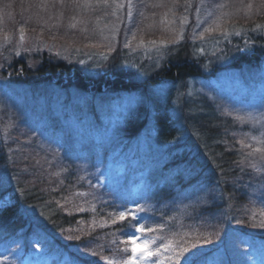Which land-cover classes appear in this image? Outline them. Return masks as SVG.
Listing matches in <instances>:
<instances>
[{
  "label": "trees",
  "instance_id": "1",
  "mask_svg": "<svg viewBox=\"0 0 264 264\" xmlns=\"http://www.w3.org/2000/svg\"><path fill=\"white\" fill-rule=\"evenodd\" d=\"M10 1L6 11H17L18 0ZM211 1L225 5L221 11L231 16L227 25H241L248 35L217 41L221 49L214 55L213 44L203 43L209 50L205 56L186 40L157 71L141 63L121 64L119 50L95 72L82 59L70 62L47 52L30 60L0 54L2 79L30 87L36 96L46 94V85L64 90L68 96L61 103L68 107L64 111L69 122L73 112L83 114L71 102L72 93L88 95L84 114L106 134L96 132L100 141L95 143L74 127L63 126L53 110H45L43 118L33 110L7 137L0 119V264H32L40 258L49 259V264L124 259L130 254L123 252L128 245L122 243L130 217L113 224L110 214L125 205L143 206L137 215L146 227L165 226L163 231L146 233L148 237L198 240L186 253H196V264L252 261V249L264 245V228L259 227L264 221L263 148L247 142L246 125L223 115L216 90L194 99L185 91L184 110L172 114L170 86L201 78L213 82L231 74L240 79L245 69L264 67V0L251 12L235 10L238 0ZM213 57L225 63L214 65L207 75L202 67ZM144 70L150 72L147 77ZM117 93L137 95L138 102L128 115H120L119 122L116 117L106 123L99 109ZM252 99L264 101V96L249 92L240 101ZM150 122L153 133L142 144ZM173 232L180 235L173 238ZM209 236L212 242L204 243Z\"/></svg>",
  "mask_w": 264,
  "mask_h": 264
},
{
  "label": "rangeland",
  "instance_id": "2",
  "mask_svg": "<svg viewBox=\"0 0 264 264\" xmlns=\"http://www.w3.org/2000/svg\"><path fill=\"white\" fill-rule=\"evenodd\" d=\"M238 1L233 5L235 10H250L247 12H251L254 6L257 7V2L259 3V0ZM116 3L123 4L124 7L116 8ZM249 4L252 5L250 9L247 7ZM10 5V0H0V54L6 52L5 58L24 56L30 60L37 53L47 52L57 57H66L70 62L82 59L92 72L104 69L118 50V61L121 64L123 61L126 66L141 63L153 66V71H157L171 58V52L179 49L186 40H191L193 46L200 50L199 54L205 56L209 54V50L203 48V43L213 44L211 54L214 55L221 49L217 47V41L248 35V31L242 30L241 25H227L231 16L223 13L221 8L217 7L218 3L211 0H131V8L129 0H108L107 6L102 0H18L16 7L19 9L8 11ZM129 11L131 16L128 15ZM9 12L18 18L7 15ZM20 12L28 14L25 16L26 20ZM218 17L219 28L205 32L206 28L215 27L214 21H217ZM19 20L23 25H19ZM48 20L52 23L47 24ZM17 25L19 29L23 27L25 30L23 41L19 39V31L16 32ZM34 26L35 28H32ZM212 40L216 42L213 43ZM126 43L131 46L126 47ZM223 60L208 58L202 67L203 72L210 75L214 65H224ZM95 61L97 62L94 63ZM0 64L3 65V61H0ZM149 74L150 72L144 70L145 77ZM239 77L240 79L236 78L234 74L223 75L213 82L201 78L170 86L174 105L172 114L177 116L184 110L181 98L185 91L194 99L196 94H211L210 92L216 90L223 115L246 125L247 142L260 145V150H264V101H240V98L247 97L249 92L259 97L264 96V67L245 69ZM0 86V119L7 127V137L12 134L16 124L30 117L33 110L39 111V117L42 118L45 110H53L63 126L74 127L76 132H80L85 138H93L95 143L100 141L95 135L96 132L106 135L105 129L98 130L99 126L93 123V119L84 114L83 110H87V102L91 100L88 95L72 93L71 102L79 104H76V107L83 114L73 112L69 122L65 120L67 112L64 107L67 105L62 106L61 103L68 95L58 86L46 85L43 90L46 94L37 96L31 92L30 87L13 83L9 79L0 77ZM153 91L157 92V89ZM116 95L119 96L112 102H105L99 109L106 123L116 117L119 122L120 115H128L138 102L137 95ZM95 100L100 102L99 97ZM71 102L70 104H73ZM75 117L80 120L77 121ZM45 123L48 124L47 121ZM150 123L147 126L149 130L146 128L141 137L142 144H145L153 133L150 130L153 124ZM252 253L253 259L249 264H264V245L253 248ZM149 260L151 262L150 258ZM32 264H49V259L43 261L40 258Z\"/></svg>",
  "mask_w": 264,
  "mask_h": 264
},
{
  "label": "snow or ice",
  "instance_id": "3",
  "mask_svg": "<svg viewBox=\"0 0 264 264\" xmlns=\"http://www.w3.org/2000/svg\"><path fill=\"white\" fill-rule=\"evenodd\" d=\"M97 2H100V0H97ZM102 2L107 6L108 0H102ZM187 2H190V0H187ZM115 7L122 8L124 5L116 3ZM217 7L223 8L225 5L220 4L217 5ZM247 7L250 9L252 5L249 4ZM129 8H131V0H129ZM128 15H132L131 11L128 12ZM209 15H211V13H209ZM184 19L185 21L187 20L186 17ZM219 19L220 17L217 18V21H214L215 27L210 26L209 28L205 29V32L217 30L219 28ZM257 27H259V25H257ZM19 33V39L20 41H23L25 39V30L23 27L19 29ZM200 35L202 37L203 33ZM133 39H135V34H133ZM245 43H247V41H245ZM125 46L130 47L131 45L126 43ZM257 151H259V149H257ZM144 210L145 209L143 206L140 205H138L135 209L128 208L125 205L122 210L118 211L117 213L110 214L113 217V224H116L117 221L122 222L128 220L130 217L128 231L123 233L127 239L122 241V243L128 245V247L123 249V252L130 254L124 259L115 261L107 260V258H105L107 260V264H165V261H167V264H196V253H191L190 255H186V253H189L190 249L196 248V243L199 241L197 240L196 242L189 243L188 241L184 240L183 237H181L180 240H175L168 237L146 236V233H155L158 230L163 231L165 226L160 224L156 228L146 227L144 223H141V220L144 218L137 215L138 212H143ZM262 215H264V213H262ZM237 223H239V221H237ZM259 227L264 228V221L259 224ZM137 233H139V235H137ZM178 235L180 234L175 232L171 233L173 238L177 237ZM217 235H219V233H217ZM69 239H71V237H69ZM157 240H161L162 242L157 244ZM203 240L204 243L212 242L210 236L204 237ZM153 245H155V247H152ZM84 251L87 253L88 249L85 248ZM94 254L95 253H93V255ZM153 256L159 257V259L150 262L149 258Z\"/></svg>",
  "mask_w": 264,
  "mask_h": 264
}]
</instances>
